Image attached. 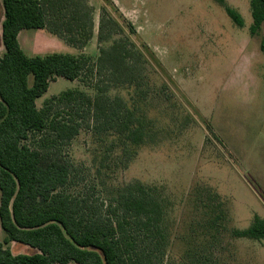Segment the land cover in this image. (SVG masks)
Wrapping results in <instances>:
<instances>
[{"label": "trees", "instance_id": "1", "mask_svg": "<svg viewBox=\"0 0 264 264\" xmlns=\"http://www.w3.org/2000/svg\"><path fill=\"white\" fill-rule=\"evenodd\" d=\"M98 40L101 46L96 72L114 85L140 87V55L132 36L137 31L104 0ZM239 27L241 15L217 0ZM4 21L0 56V222L6 239L0 242V264H220L214 249L226 228L227 211L220 196L197 188L193 202L199 218L191 224L183 255L173 260V241L166 199L160 189L135 181L118 187L82 188L72 162L64 155L83 129L117 136L125 151L154 133L151 121L137 115L107 86L96 84L92 96L79 89L53 95L41 109L37 100L58 78L83 79L90 59L84 55L53 53L28 56L19 42L23 30H47L70 46L85 48L94 37L93 8L87 0H2ZM252 35L264 24V0H251ZM264 51V39L261 43ZM99 69V71H98ZM93 70V69H92ZM33 78L30 84V78ZM209 131L213 133L211 127ZM32 141V143H30ZM237 238L264 240V219L234 229ZM38 250L15 255L10 243ZM6 245V246H5Z\"/></svg>", "mask_w": 264, "mask_h": 264}, {"label": "rangeland", "instance_id": "2", "mask_svg": "<svg viewBox=\"0 0 264 264\" xmlns=\"http://www.w3.org/2000/svg\"><path fill=\"white\" fill-rule=\"evenodd\" d=\"M111 1L109 12L119 19V10L137 31L132 41L140 55V87L114 85L105 73L96 72L101 46L122 36L99 42L104 0H87L95 28L83 49L47 30H23L19 35L28 56L65 53L90 59L91 70L83 79L60 77L51 82L37 100L39 109L68 89L95 96L100 84L109 87L111 97L123 98L138 116L152 122V137L139 146L130 145L128 151L117 136L81 130L63 147L81 184L72 190L94 185L100 194L105 187L135 181L160 189L173 241L169 256L176 260L186 248L180 238L188 236L202 213L195 209L194 192L198 187L210 189L220 196L228 216L214 249L220 264H264V240L232 235L234 229L250 227L256 216L264 219V24L252 35L251 0H225L241 15L243 27L217 0ZM3 21L0 0V56L5 53ZM6 236L0 222L1 243ZM6 247L15 255L38 252L16 242Z\"/></svg>", "mask_w": 264, "mask_h": 264}]
</instances>
